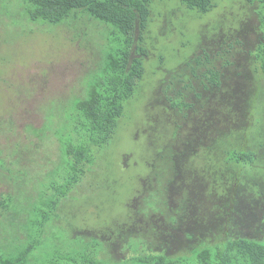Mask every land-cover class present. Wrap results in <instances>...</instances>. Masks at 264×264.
Segmentation results:
<instances>
[{
    "label": "rangeland",
    "instance_id": "rangeland-1",
    "mask_svg": "<svg viewBox=\"0 0 264 264\" xmlns=\"http://www.w3.org/2000/svg\"><path fill=\"white\" fill-rule=\"evenodd\" d=\"M216 5L202 15L179 0H152L144 35L146 70L137 93L126 104L115 137L95 150L82 182L61 201L54 222L39 230V201L56 194L50 187L54 179L62 182L57 175L63 174L61 144L68 139L73 107L101 75L113 28L80 13L60 25L34 23L19 1L0 0V260L19 256L39 237L41 247L29 255L30 264H65L69 256H84L86 244L95 242L101 247L99 258L110 264L147 252L144 246L128 245L129 237L144 238L152 251L175 258L234 232L229 223L217 226L213 196L226 193L236 180L198 161L193 167L203 169L202 177L183 167L175 174L177 158L171 154L180 147L189 153L187 138L197 127L203 130L202 122L194 115L192 126L175 139L178 116L163 103L165 76L187 73L201 39L208 36L206 46L214 50L220 30L237 29L245 21L242 1L216 0ZM254 76L252 133L228 139L227 148L263 156L264 76ZM203 112L209 116L210 109ZM218 120L211 121L213 129L221 127ZM252 168L235 165V175L255 176ZM181 186L191 192L195 207L192 202L186 206L176 224L171 218L182 205Z\"/></svg>",
    "mask_w": 264,
    "mask_h": 264
},
{
    "label": "trees",
    "instance_id": "trees-1",
    "mask_svg": "<svg viewBox=\"0 0 264 264\" xmlns=\"http://www.w3.org/2000/svg\"><path fill=\"white\" fill-rule=\"evenodd\" d=\"M13 1L22 4L24 15L34 23L60 25L80 13L113 28L105 67L89 86L84 98L75 103L68 133H65L68 139H62L63 169L60 170L63 174H57L62 182L54 179L50 187L56 194L41 199V207L36 208L35 213L41 219L37 222L40 230L54 222L61 201L82 182L87 167L94 163L95 150L104 149L115 137L126 104L137 93L146 70L148 52L144 46V35L151 22L152 0ZM179 1L202 15L217 7L216 0ZM240 1L246 8L241 27L230 28L228 32L220 30L214 50L206 46L208 36L203 37L200 53L187 62V73H169L163 82V103L178 116L174 138L190 128L195 118L201 119L203 129L199 131L197 127L192 137L187 138L188 154L181 153L183 147L177 148L176 155L171 154L172 160L177 158L173 163L178 171L175 174L183 167L192 175L202 177L203 169L193 167L198 161L207 169L214 167L216 175L225 170L234 177L231 181H236L228 184L226 193L213 196L217 199L214 203V215L218 214L217 226L221 228L223 223H229L234 232L216 243L199 246L189 255L175 258L152 251L144 238L129 237L128 245L136 250L144 246L147 252L115 264H264V155L227 148L228 139L243 138L252 133L248 124L257 108L252 94L254 74L264 76V0ZM205 109H210L209 116H204ZM217 120L221 127L213 129L210 123ZM188 156L192 157L191 161ZM165 158L166 154L162 159ZM238 164L253 166L251 171L255 176L244 178L235 175V165ZM170 184L174 186L175 183L170 180ZM180 189L184 193L182 205L176 211V218H171L176 224L186 215V206L189 209L191 202L193 205V196L187 187L181 186ZM148 205L154 208L152 203ZM258 211L261 216L257 215ZM247 232L257 234L254 236ZM41 242L42 237L36 238L22 254L3 257L0 264H30L29 255L41 247ZM100 248L97 242L86 244L84 256H69L65 264H110L99 258ZM51 264L59 263L52 261Z\"/></svg>",
    "mask_w": 264,
    "mask_h": 264
}]
</instances>
